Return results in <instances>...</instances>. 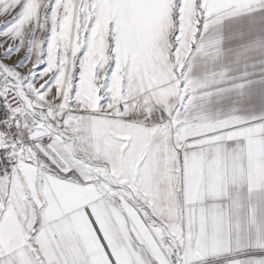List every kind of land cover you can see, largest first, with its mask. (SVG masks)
I'll use <instances>...</instances> for the list:
<instances>
[{
	"label": "snow or ice",
	"instance_id": "6c2138e0",
	"mask_svg": "<svg viewBox=\"0 0 264 264\" xmlns=\"http://www.w3.org/2000/svg\"><path fill=\"white\" fill-rule=\"evenodd\" d=\"M0 264H264V0H0Z\"/></svg>",
	"mask_w": 264,
	"mask_h": 264
}]
</instances>
